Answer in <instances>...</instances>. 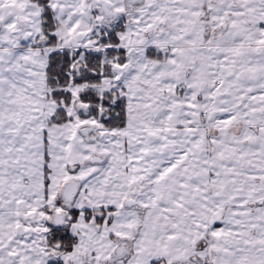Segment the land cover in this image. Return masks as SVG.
<instances>
[{
	"label": "snow or ice",
	"instance_id": "obj_1",
	"mask_svg": "<svg viewBox=\"0 0 264 264\" xmlns=\"http://www.w3.org/2000/svg\"><path fill=\"white\" fill-rule=\"evenodd\" d=\"M0 264H264V0H0Z\"/></svg>",
	"mask_w": 264,
	"mask_h": 264
}]
</instances>
